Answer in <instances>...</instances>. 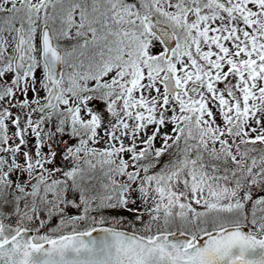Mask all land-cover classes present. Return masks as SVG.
Masks as SVG:
<instances>
[{
	"label": "snow or ice",
	"instance_id": "snow-or-ice-1",
	"mask_svg": "<svg viewBox=\"0 0 264 264\" xmlns=\"http://www.w3.org/2000/svg\"><path fill=\"white\" fill-rule=\"evenodd\" d=\"M0 264H264V0H0Z\"/></svg>",
	"mask_w": 264,
	"mask_h": 264
}]
</instances>
